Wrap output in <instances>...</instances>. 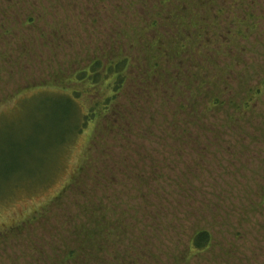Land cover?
I'll return each instance as SVG.
<instances>
[{
	"label": "rangeland",
	"instance_id": "rangeland-1",
	"mask_svg": "<svg viewBox=\"0 0 264 264\" xmlns=\"http://www.w3.org/2000/svg\"><path fill=\"white\" fill-rule=\"evenodd\" d=\"M143 1L146 0H0V264H118L122 260L131 264L138 257L140 249L134 254L129 251L137 247L131 245L132 237L146 229L141 226L148 219L143 218L141 224L142 213L135 211L136 206H145L132 199L131 189L130 200L124 195L128 186L124 187L126 180L122 177L120 183L111 187L93 176L102 163L112 165L109 157H101L103 151L107 152V143L112 142L111 135L105 134L107 123L99 121L97 127L72 136L74 127L65 121L69 116L66 100L56 96L33 99L46 91L59 93L63 87L59 77L68 78L92 59L103 46L105 33L114 29L134 39L144 35V39H139L141 48L126 52L131 56L127 82L141 87V74L148 65L142 62V71L137 65L141 60L147 62L144 50L149 57L159 56L164 74L153 80L164 84L167 74L175 76L168 90H164L170 99L169 110L190 101L191 107L194 104L195 109L202 111L208 101L206 91L223 101L233 98L234 104H239L244 92L264 78V0H170L161 11L164 22L160 20L156 30H147L146 25L158 8H164L160 5L162 0H148L146 5ZM120 5H130L134 9L132 15L123 17L119 10L110 12ZM52 8L51 16L46 13L38 20L44 10ZM92 14L95 24L88 25ZM30 16L36 17L32 24L26 23ZM193 21L198 24L192 26ZM58 29L57 36L61 38L53 39ZM39 34L47 36L51 45L42 47L45 39L40 41ZM112 41L108 37L105 42ZM121 41L129 42L126 37ZM182 42L188 47L177 53L173 48ZM202 81L206 82L204 90L196 92ZM134 100V122L143 117L142 123L148 122L144 111L158 112L147 107L149 103L142 97ZM231 106L219 105L211 112H198L202 117L197 126H205L206 139L182 146L184 157L180 161L168 155V150L159 156L162 148L154 147L161 165L166 162V167L161 168L165 180L157 178L155 185L166 187L170 183L174 187L181 183L186 191L177 196L173 189L175 194L170 196L175 201V214L160 217L164 223L171 219V230L148 238L164 240L154 245L147 240L142 242V256L148 264H170L179 259L182 244L195 230H217L224 219L229 223L225 230L218 227L222 233H218V242L223 249L234 244L232 256L215 250L213 255L205 253L188 264H264V204L258 197L264 193V93L240 116ZM143 109L148 110L141 112ZM230 116L238 120L231 122ZM152 119L160 118L154 115ZM189 119L199 121L195 116ZM141 144L147 146L148 142L141 139L135 143ZM97 156L101 160L96 169ZM136 161V166L149 175L145 162ZM116 196L119 202L114 201ZM113 202L121 205L118 208ZM147 202L149 216L161 211L158 203L163 202L162 197L147 195ZM124 203L132 207L125 211L126 215L122 214ZM212 204L226 210L214 221L218 222L215 227L207 209ZM93 210L98 220L100 213L106 216L101 224L104 228L108 221L118 222L120 232L114 231L120 245L106 244L98 250L102 241H114L108 237L112 233L87 239L88 228L95 229L96 218L89 220ZM145 233L147 236L150 231ZM114 250L122 252L124 258L115 259ZM125 251L129 254L126 257ZM69 253L74 254L68 257ZM155 256L158 258H152Z\"/></svg>",
	"mask_w": 264,
	"mask_h": 264
},
{
	"label": "trees",
	"instance_id": "trees-1",
	"mask_svg": "<svg viewBox=\"0 0 264 264\" xmlns=\"http://www.w3.org/2000/svg\"><path fill=\"white\" fill-rule=\"evenodd\" d=\"M146 1H143L142 3L146 5ZM170 0H162L160 5H164V8H158V10L154 13V17L152 19L148 20L147 23V30L152 29L156 30V27L160 24V19L163 10L167 8V4L169 5ZM46 9V8H45ZM149 12L151 10L147 8ZM119 10V11H118ZM118 11L123 17L129 15H132L131 12L134 11V9L127 5L124 6H117V10L114 8L111 13L113 14ZM122 11L128 13H122ZM53 8L49 9L48 11H43L42 17L38 18L42 19L45 14H49L50 16L53 14ZM147 14V13H146ZM87 15V12H86ZM148 15V14H147ZM137 16L138 13H137ZM95 15H90L88 18H92V20H87L88 25L95 24L93 20H95ZM131 17V16H130ZM126 18V17H125ZM132 18V17H131ZM140 18V16H139ZM137 18V19H139ZM144 18V17H143ZM36 20V17H28L26 18V23L32 24ZM164 21H162L163 23ZM168 22L165 25V27H168ZM98 23V22H97ZM198 23H196L197 25ZM83 22L81 24L82 31L85 32L83 29ZM59 26V25H58ZM145 26V27H146ZM154 28V29H153ZM59 29L55 32L53 35V39H57V37L61 38L58 35ZM114 29H111V31H108L109 34L105 33V36L107 35L109 38H111L113 41L108 42L106 44L105 41L108 40V37L106 36V40H104L102 43V47L98 49V52L92 55V59L85 61L84 66L81 67L80 70H76L70 74L68 78L61 79L59 77V81L63 84V87H61V91L58 92H50L46 91L43 93H38L33 97H52L56 96L57 98H62L66 100L67 106V112L69 116L65 119L66 122H69V125L74 127L73 128V135H80L84 133L85 130L94 128L98 122L100 123H107L106 126L107 129L105 131V134L111 135L112 142L107 143L106 148L107 152L103 151L101 154V157L104 158V160L108 159V157L111 159V164L105 163L101 165V167L104 165V169H98L96 172L93 173L94 177H99L103 181H107V184H109L111 187L116 186L118 183H120L121 177L126 180L124 183V187L128 186L124 195L129 196L130 200V189L133 191V200H138L141 204V206H145L144 209L138 208L136 206V212L142 213L141 215V224L143 223V218H147L148 221L145 222L144 225L141 226L142 229H145L144 232L141 233L138 237L134 236L132 237L131 245L136 244L137 247H134L131 251H129V254H134V252H137L139 250V254L137 259L133 261L131 264H148L145 257L142 256V253H144L143 248H141L142 242L147 240L149 241V244L158 243V241H163L161 238H153L154 240L150 241L148 238L150 236H153L154 234L163 233L164 230H169L172 226L171 219L167 222H162L160 217H165L167 215L174 216L175 212L173 210V199L170 195L175 194V190H177V196L179 194H182L186 189L182 186V184H177L174 187L169 183L168 186H160V184L155 183L157 182V178L165 180V177L163 178L161 168L166 167L165 164L161 165V159H157L155 157V153L157 154L155 146L159 145L162 148L161 154L164 153V151L168 150L170 153L168 155L173 156L176 159L180 161L184 157V148L191 144L196 145V141H198L200 138L206 139V131L205 126H197V124L201 121L200 115H198V109H195L194 104L191 107V102L187 101L186 104L179 103L174 107V109L169 110L168 103L169 98L166 94V91L168 90V86L171 85V82L173 81V77L170 74H167L168 78L166 82L163 84L161 82H157L154 79V77H161L164 73L162 66L158 63L159 56L153 55V57H149V54H147V50H144L142 54H144V59L147 58V62L145 60H141L140 65L137 66L141 67V71L144 65H141L142 62L146 63L148 65L147 69L144 71L143 74H141L142 80H141V87H139L138 84L129 85L131 82L128 81V75H129V69H130V61L131 56L127 55V51H131L134 48L140 47L139 39L143 38L144 35L138 37L137 39L130 38L129 36L120 35L118 31H114ZM64 32V28H62V33ZM88 32V29H87ZM115 33L116 36L113 38L111 36L112 33ZM123 34V33H122ZM169 34H165L166 37ZM40 38L39 40L42 41L45 39V41L41 42V46L44 48H47L48 45H51L50 42L47 41V36H43L39 34ZM126 37L129 42H126L125 44L122 43V38ZM144 39V38H143ZM160 38H157V42H159ZM157 44V43H156ZM143 49L146 48V44L142 45ZM52 47V46H51ZM187 45L182 42L175 46L174 51L177 53L179 51H183L187 49ZM162 74V75H161ZM161 75V76H160ZM204 80V79H203ZM208 80V79H207ZM137 83V82H136ZM259 84L254 87L253 89L250 87L248 88L242 97L240 98L239 104H234L236 100L233 98L225 99L226 101H223L220 97L214 96L213 92L206 91V97L208 99L206 105H203V110L200 112H208L216 107L227 105L233 107V112L236 114V116H240L243 113L247 112V110L250 108L251 103L258 98H261L264 93V78L261 79ZM206 82L202 81V83L198 84V89L196 92L201 93L202 88L204 87ZM66 86V87H65ZM39 88V87H38ZM252 89V90H251ZM164 91V92H163ZM191 92V90H190ZM162 94V96H161ZM161 96L160 99H158ZM143 98V100L147 101L149 105L147 107L151 108L154 107L156 111L158 112H145L143 109L141 112L144 111V113L148 114L149 120L147 123H142L144 121L143 119L140 121L139 119L134 122L132 120L134 114L131 112L133 110V104L135 102L134 99L136 98ZM158 101V102H157ZM234 101V102H233ZM88 102V104H86ZM157 102V103H156ZM156 104V106H155ZM25 106V104H24ZM145 105H142V108ZM21 107V106H20ZM86 107V108H85ZM154 109V110H155ZM151 110V109H149ZM153 110V109H152ZM151 110V111H152ZM186 114L190 117H198L197 122H192L190 119L186 116ZM197 114V115H196ZM202 114V113H201ZM158 116L160 119H156L155 121L152 119L153 117ZM140 116H142V113H140ZM152 117V118H151ZM231 122L237 121L238 119L236 117H231ZM184 120V121H183ZM140 121V122H139ZM178 121H181V124H178ZM125 124H123V123ZM193 129V127H196ZM97 127V126H96ZM198 130H202L203 132H198ZM73 139V138H72ZM145 140L148 142V145H135L136 142ZM65 143H69V141H65ZM133 143V144H131ZM131 144V145H130ZM133 145V148H132ZM183 146V147H182ZM185 147V148H186ZM170 149V150H169ZM172 149V150H171ZM187 151V149H186ZM166 153V152H165ZM100 154V155H101ZM90 158L87 157V159ZM100 157L97 156L94 158V161L98 160V163L95 164L96 169L98 168V164L100 163L99 159ZM132 158L136 161L143 160L145 168L149 169V175H146V170L141 169L140 167L136 166L135 161L133 162ZM137 162V161H136ZM134 163V164H132ZM131 167H128L127 165H131ZM160 165V166H159ZM91 164V168H92ZM168 165L167 167H169ZM171 167V166H170ZM95 169V170H96ZM169 181V179H168ZM168 183V182H167ZM97 184L99 182L97 181ZM159 185V186H158ZM173 187V188H172ZM115 192V190H113ZM115 195V194H114ZM147 195H151L154 198L155 197H162V203H158L160 205L161 211H155L156 215L153 217L149 216L147 213V206L149 203L147 202ZM164 195V197L162 196ZM131 196V197H132ZM261 203L264 204V193L260 196ZM128 199V197H127ZM190 200L193 201L192 197H189ZM114 201H120L118 200V197H114ZM116 204L115 202H113ZM121 204L122 201H121ZM117 205L118 208L121 205ZM125 204V210H122V214L126 215L127 211L130 210L131 205L127 206ZM115 207V206H114ZM93 208V207H92ZM168 208V210H167ZM210 211V215L212 213L211 222H214L221 214H224L226 211L225 209L222 210V207L219 205L212 204L211 208H207ZM196 209L193 208L192 211H195ZM126 211V213H125ZM178 213V212H177ZM162 215V216H161ZM200 215V214H199ZM197 215V216H199ZM100 218L98 220V216L96 214V210H93L91 214L89 215V220L96 218L95 223L93 226L95 227L94 230L86 231L87 232V239L92 240V237L94 235L99 234H105L109 235L108 237H113L114 241L109 240L102 241L99 244V251L103 250V246L108 244V247H111L114 245V243L118 246L119 244V238L118 233L116 234L114 230H117L120 232V225L117 221L112 223L111 221H108V225L106 224L107 228H104L101 226L102 221L105 219L104 213L99 214ZM99 221H101L99 223ZM136 222V220L134 221ZM228 220L224 219L223 223H220L219 226L218 222H214V227L216 226L217 230L218 227L223 228L220 230H225L227 228ZM99 224V225H98ZM119 226V227H118ZM123 228V227H122ZM212 229V228H211ZM210 228L203 227L202 229H197L192 233L191 238L188 240V242L183 243V250L181 251L179 259L173 260L170 264H188L192 258L197 256H202L205 253H210L211 255L214 254L215 250L216 253H221L222 255H231V251L234 249V244H230L228 248L223 249V246L220 245V242H218V233L219 235L222 234L218 232L215 229L211 230ZM149 230L150 233L146 236L145 231ZM171 230V229H170ZM228 232V231H227ZM154 233V234H153ZM144 235V237L142 236ZM224 239V238H223ZM178 243V240H177ZM234 243V242H233ZM154 245V244H153ZM180 245V244H179ZM115 252V250H114ZM117 257L124 258V254H121L122 252H115ZM159 253V252H158ZM160 253L162 254V249L160 250ZM74 253H69L68 257H71ZM128 251H125V257L126 255H129ZM157 259L158 257H152ZM120 258V260H122ZM125 260H122L118 264H123ZM146 261V262H145ZM124 264H130L129 262ZM154 264H161L159 262H155ZM217 264V263H213Z\"/></svg>",
	"mask_w": 264,
	"mask_h": 264
},
{
	"label": "flooded vegetation",
	"instance_id": "flooded-vegetation-1",
	"mask_svg": "<svg viewBox=\"0 0 264 264\" xmlns=\"http://www.w3.org/2000/svg\"><path fill=\"white\" fill-rule=\"evenodd\" d=\"M244 16H246V15H244ZM246 17H247V16H246ZM195 23H198V21H193L192 26H193ZM194 26H196V25H194ZM184 43L186 44V42H184Z\"/></svg>",
	"mask_w": 264,
	"mask_h": 264
}]
</instances>
